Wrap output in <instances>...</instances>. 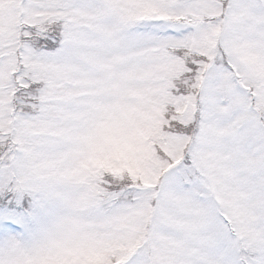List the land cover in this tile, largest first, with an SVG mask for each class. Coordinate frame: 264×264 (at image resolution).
Instances as JSON below:
<instances>
[{
    "label": "snow or ice",
    "instance_id": "snow-or-ice-1",
    "mask_svg": "<svg viewBox=\"0 0 264 264\" xmlns=\"http://www.w3.org/2000/svg\"><path fill=\"white\" fill-rule=\"evenodd\" d=\"M0 264H264V0H0Z\"/></svg>",
    "mask_w": 264,
    "mask_h": 264
}]
</instances>
